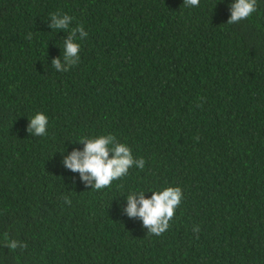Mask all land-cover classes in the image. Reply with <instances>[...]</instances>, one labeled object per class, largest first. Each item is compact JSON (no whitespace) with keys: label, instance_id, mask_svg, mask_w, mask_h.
I'll return each instance as SVG.
<instances>
[{"label":"trees","instance_id":"16d2710c","mask_svg":"<svg viewBox=\"0 0 264 264\" xmlns=\"http://www.w3.org/2000/svg\"><path fill=\"white\" fill-rule=\"evenodd\" d=\"M232 2L0 0V264H264V0L227 24ZM57 12L88 33L68 72ZM109 134L145 167L91 190L62 161ZM169 186L181 205L148 235L126 197Z\"/></svg>","mask_w":264,"mask_h":264},{"label":"clouds","instance_id":"9594fccd","mask_svg":"<svg viewBox=\"0 0 264 264\" xmlns=\"http://www.w3.org/2000/svg\"><path fill=\"white\" fill-rule=\"evenodd\" d=\"M257 0H233L229 6V19L227 24H236L250 19L256 12ZM187 8H196L200 0H183ZM52 23L49 27L52 31H66L69 33L63 42V61L67 66H62L61 60H54L56 72H68L80 61L81 45L78 41L87 38L88 33L82 25L75 28L70 27L73 18L64 13H53L50 15ZM31 39V35L28 37ZM29 120L27 132L31 136L44 137L49 127L48 117L37 112ZM75 144H83V150H73L70 155L63 159V167L74 173L80 174V179L86 187L91 190H102L108 188L112 182L128 175L129 169L143 170L145 160L141 157L134 158L132 149L126 143L117 142L113 135H99L95 137L81 136ZM146 193H151L150 198H145ZM183 192L180 187H162L160 189H149L147 192L136 190L129 192L126 197L127 207L123 210L129 218H139L148 230V235L160 236L169 229L170 221L173 220L176 209L181 205ZM65 204L71 202L67 197ZM199 227L193 228L198 232ZM5 246L9 250L26 247L17 240L3 237Z\"/></svg>","mask_w":264,"mask_h":264}]
</instances>
